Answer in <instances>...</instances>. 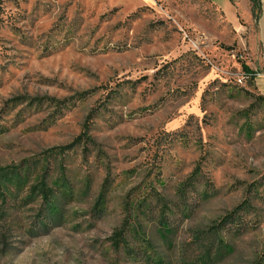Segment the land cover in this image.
Listing matches in <instances>:
<instances>
[{
	"label": "rangeland",
	"instance_id": "obj_1",
	"mask_svg": "<svg viewBox=\"0 0 264 264\" xmlns=\"http://www.w3.org/2000/svg\"><path fill=\"white\" fill-rule=\"evenodd\" d=\"M242 34L209 0H0V264H264Z\"/></svg>",
	"mask_w": 264,
	"mask_h": 264
},
{
	"label": "crops",
	"instance_id": "obj_2",
	"mask_svg": "<svg viewBox=\"0 0 264 264\" xmlns=\"http://www.w3.org/2000/svg\"><path fill=\"white\" fill-rule=\"evenodd\" d=\"M242 32L254 86L264 96V0H209Z\"/></svg>",
	"mask_w": 264,
	"mask_h": 264
},
{
	"label": "trees",
	"instance_id": "obj_3",
	"mask_svg": "<svg viewBox=\"0 0 264 264\" xmlns=\"http://www.w3.org/2000/svg\"><path fill=\"white\" fill-rule=\"evenodd\" d=\"M244 70L247 72L246 74L250 79L254 78L255 73L249 68L248 65L245 63L243 64ZM259 99L264 100V96L259 94ZM93 116V113H90L88 115V121L84 126V131L76 138V140L72 143L73 145L79 144L80 142H89L91 140V137L88 135L89 130V119ZM3 183H0V193L3 194V196L6 198L7 194L3 192ZM56 193V188L50 186L46 179L41 180L40 182L33 184L31 186L30 194H39L42 198L44 203L47 206V209L49 211H55L56 205L53 202V196ZM228 222L226 220H223L221 226L228 227L229 229H233L235 231H241L243 228V225L239 223V221H236V219H239V217L235 216L233 213L229 215ZM124 230L121 229L117 231L114 235V243L120 244L121 241H123L124 238Z\"/></svg>",
	"mask_w": 264,
	"mask_h": 264
},
{
	"label": "built area",
	"instance_id": "obj_4",
	"mask_svg": "<svg viewBox=\"0 0 264 264\" xmlns=\"http://www.w3.org/2000/svg\"><path fill=\"white\" fill-rule=\"evenodd\" d=\"M247 75V74H246ZM248 76V75H247Z\"/></svg>",
	"mask_w": 264,
	"mask_h": 264
}]
</instances>
